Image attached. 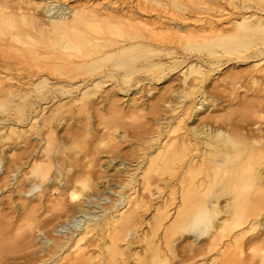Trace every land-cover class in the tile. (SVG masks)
I'll return each mask as SVG.
<instances>
[{
	"label": "bare ground",
	"instance_id": "bare-ground-1",
	"mask_svg": "<svg viewBox=\"0 0 264 264\" xmlns=\"http://www.w3.org/2000/svg\"><path fill=\"white\" fill-rule=\"evenodd\" d=\"M144 14L153 17L139 16ZM4 49L11 56H3ZM228 64L232 66L224 72ZM13 73L27 81L20 78L15 86ZM42 73L61 81L49 82ZM214 74L218 77L210 89ZM109 81L119 94L143 91L150 81L166 83L156 102H149L151 111L166 108L136 155L140 186L104 207L83 194L91 177L86 164L77 162L78 168L71 170L72 163L60 161L67 159L60 157L64 150L59 151L53 134L54 121L70 117L66 111L72 103L87 112L96 89ZM243 89L246 94L239 97L237 91ZM63 98L68 101L61 102ZM38 100L55 103L40 122L45 106L37 108ZM223 100L229 107L239 106V112L235 108L224 116H198ZM134 103L132 108L145 105L142 100ZM1 106L7 113L0 118V166L8 154L10 158L0 189L12 185L24 200L36 196L35 205H21L28 211L23 217L35 219L40 207L53 202L43 199L46 186L59 190L56 216H64L48 229L52 235L45 236L37 259L23 255L25 261L9 264H94L86 245H80L94 234L99 237L89 245L107 240L97 264H125L133 252H126L127 258L120 242L131 248L137 209L153 195L137 264H170L175 256L172 238L182 232L194 242L207 236V243L188 255L187 264H264V0H83L76 5L0 0ZM30 137L43 140L44 146H31ZM75 138L70 134L66 142ZM91 140L86 137L87 143ZM6 141H11L7 148ZM13 143L21 145L18 155ZM115 158H107V164ZM104 189L111 190L108 185ZM176 198L174 215L166 223L167 208ZM95 207L101 210L100 221H92ZM116 207H126L125 212L117 213Z\"/></svg>",
	"mask_w": 264,
	"mask_h": 264
},
{
	"label": "rangeland",
	"instance_id": "rangeland-1",
	"mask_svg": "<svg viewBox=\"0 0 264 264\" xmlns=\"http://www.w3.org/2000/svg\"><path fill=\"white\" fill-rule=\"evenodd\" d=\"M61 1L68 5H76L77 2H82L83 0H61ZM85 1L86 0H84V2ZM256 1H259V0H256ZM139 16L142 18H145V17L152 18L153 17V15H150V14H144V15H139ZM28 45L29 44L27 43L21 44V45L18 44V46H24V47ZM2 53H3V56H7V57L11 56L12 54V52L7 49L6 50L4 49ZM230 66H232V64L226 65L223 71L225 72V70L228 69V67L230 68ZM243 67L245 66L242 65V67L238 66L236 68H243ZM13 74H14L13 76H15V80H14V85L16 84L15 86L19 85L20 84L19 82H22L24 81V79H26L23 75L17 76L16 73H13ZM42 74H44V76H47V78H49L48 79L49 82L61 81V79L53 77L54 75L52 76V74H48V75L46 73H42ZM216 75L218 74L211 75L210 79L212 80L215 77H218ZM174 77H177V76L174 75ZM20 78H22V81H20L21 80ZM36 78H37L36 76L32 77L33 80ZM109 82L111 83V81ZM150 82H149V85L150 84L152 85V87L150 88L151 93L149 95L146 94L145 97L143 96L144 94L143 92L144 90H147L151 85L148 87V84H145L144 85L145 89L143 91L141 90L140 91L141 93L138 92L141 95H139L138 93H132V92L129 94L128 93L119 94L117 93V89L112 86L113 85L112 83L111 84L109 83L107 86H101L100 88L96 89V94L94 96L97 98L94 101L93 106L90 107L87 112H79L77 110L78 105L75 102V103H72L70 107L68 108V110L66 111V115H69L70 117H65L60 121L58 120L54 121V134H53L54 141L53 142L56 144L57 147L60 148L59 151L64 150V153L60 157L62 159L63 158L67 159L65 161L64 160H60V161H62L64 164H67L69 162L72 163L73 167L71 170L78 168V166L76 165L77 162H80L81 164L84 163L86 164V169L90 171L91 177H89V179L86 180L87 182L86 190L83 191V194L84 193H86V195L90 194V197L87 198L84 195L85 197L84 196L82 197L83 200L87 198L91 202H97L99 205L107 207L111 205L112 202L117 201L120 194L124 196L131 195L134 193L133 192L134 189L140 186L139 176H135L140 171L139 168L136 169V165H135L136 161L139 160L137 159L139 156L138 154L140 153L139 151H141L139 148L142 145H145V144H142L143 140L146 138V135L153 132L155 128L156 119L161 118V116L164 113L163 110H165L164 108H166V107L163 108L162 106H160V109H162L161 112H160V109L156 112L150 110L149 108L150 103L156 102L155 95L158 96L160 92L163 90L162 86L166 85V83L154 85L152 81ZM212 82H215V81L212 80L209 83L210 89H211ZM244 89L238 90L237 91L238 93L236 92L239 97H244V92L246 94V90ZM248 92L249 91H247V95H248ZM77 93L78 92L76 91L73 92L74 98H77L79 96ZM134 98H137V99L133 100ZM141 98H143L144 100ZM63 99H61V102L68 101L67 100L68 98H63ZM140 99L144 101L145 105L147 104V102L148 103L150 102V103L147 104L146 106L141 104L138 106L140 108L138 107L132 108V104H135L134 102L141 101ZM35 105H37L36 106L37 108H39V106L41 107L45 106L41 114L38 115L39 118H37V122L38 121L40 122L41 117L45 115L46 113H48L46 109H48V107L50 106L52 107V105L54 106L55 103L52 105L41 104V102L38 100L35 102ZM218 105H217L218 108L216 106L214 107L209 106V109L207 111H204L202 114L198 116L202 118L203 117L206 118L209 115L210 116H224V113L228 114L235 108H236L235 111L239 112V109H238L239 106L234 105L235 107H233V104H232L229 107L228 102L225 100H223ZM143 106H145L146 108ZM1 107H0V118L4 117L6 115L5 113H7V109L4 106H1ZM211 108H213L215 111ZM226 110L228 113L226 112ZM159 112L161 113V115ZM185 121H186L185 123L189 124L188 119L187 120L185 119ZM26 123L27 122H22L23 125ZM23 127L26 128V126H23ZM106 128H108V130H106ZM107 132H110L112 136L111 137L107 136ZM70 134L72 135L74 134L76 138L74 141L66 142V138H68ZM87 136L88 137L92 136V140H91L92 142H89V143L86 142ZM7 143L10 144L11 141H6L3 147L7 148ZM30 143H31V146H34V145H35L34 147L38 146L37 148H41L44 146L43 140L35 141L34 139L31 138ZM62 143L64 144L62 145ZM10 146L13 147V149L15 148L14 152L16 155L19 154L18 151L19 152L21 151L20 143H17V144L13 143ZM85 152H86V155L84 156ZM115 155H116V158L112 160L111 162L112 164L111 163L107 164V158L113 157ZM9 156L10 155L8 154L7 159L5 158L0 166V185H2L3 180L8 178L6 168L8 166L7 162L10 158ZM129 161H132V163H129ZM120 162H124L125 165L119 164ZM25 168H26L25 166H22V169L24 171L27 170V168L26 169ZM11 182L13 181L11 180ZM118 183L121 184L123 187L117 186ZM24 184L26 185V187L29 186L28 182H25ZM13 185H15V183H13ZM104 185L105 186L108 185V187L111 188V190L110 189L103 190ZM158 185L161 186L162 184L159 183ZM11 188H13L12 185L11 186L8 185L7 187H2L0 189V251H1L0 264H6L7 261L11 263L12 261H16V260H18L16 262H23L25 261V258L27 260H34V258L37 259L39 257V250L43 247L41 243L44 241L45 236L52 235V233L48 229H50L51 226L54 225L55 223H58L62 219H64L63 215L56 216V213H57L56 205H55L56 201L54 200L56 199L57 194L59 193V190H54V189L49 190L47 186L46 188L45 186L43 187V189L44 188L46 189V190L44 189V193L46 196L43 199L47 197L53 202L46 203L45 204L46 206L40 207L34 213V215L37 217L35 219L33 217L28 218V216L23 217V215H25L28 211L22 209L21 205L23 202H25L26 204L28 203L27 204L28 206L35 205V203H37L35 200L36 196L32 195L33 197L24 200L22 198L23 196H21L20 194H17V191ZM152 188L154 189L155 186H153ZM65 196L66 195H63V198ZM153 196H151V198L147 197L145 199L146 200L145 206L137 209V223L133 228L135 232V235H134L135 237L133 239V243L130 244L131 246H129L131 248L125 247V245H123L124 242H120V245L122 246V248L124 247V252L127 258H128V254H126V252L127 253L133 252L132 256L126 259L127 261L125 262V264H137L136 259L142 256L141 239L145 236V233L147 232V228L149 225L148 221L152 217L153 208H154L153 206L155 205V201H156V199L152 198ZM104 197H107V198L105 199ZM101 198H104V199H101ZM222 201H223V198H220L218 200V205L221 206L223 203ZM176 203H177V198L175 199V203H172L168 206L167 209L170 215L168 216L166 223H168L172 219V216L174 215L173 210L176 207ZM118 207H116L117 208L116 212L117 213L120 212L123 214L125 212L126 207H122V208H118ZM45 209H48V210H45ZM115 209L113 211H115ZM91 210H94L93 207L91 208ZM113 211H110V212H113ZM94 214L97 217L94 216V218H92V221L93 220L100 221L101 217L99 215L101 214V210H99L98 207H95ZM56 217L58 218L56 219ZM220 217H222V213H220L217 216V219H219ZM47 218L49 220H47ZM45 219L47 220V222ZM38 220L40 221V223L38 222ZM35 222L37 223V225L38 224L39 225L37 226ZM138 222H139V225H138ZM40 228L42 231L40 230L39 232L38 229ZM43 229L45 232L43 231ZM176 235H174L172 238V241H174L173 243L175 245L174 247L175 256L171 259L170 264H179V262L181 263V261L183 262L184 260H185L184 263H181V264H187L191 262L190 261L191 259L190 258H189L190 260L188 259V255L192 254L194 250L196 251V249H198L200 245H205L207 243V241H205L207 236H204L202 240L194 242L192 241V237L189 234H185V232H182V234L179 236L178 235L176 236ZM98 237L99 236L96 234L87 235L86 238L83 239L80 243V245L82 246L86 245V251L90 256V261L93 263L95 262L94 264H97L101 260V257L102 258L104 257L105 255L104 247H105V242H107V240L104 238V239H100L99 242L97 241L98 246L88 244L90 240L94 238L97 239ZM23 255L25 256V258ZM194 258L192 259V261H194L195 259H198V257L195 259ZM8 262L7 264H9Z\"/></svg>",
	"mask_w": 264,
	"mask_h": 264
}]
</instances>
